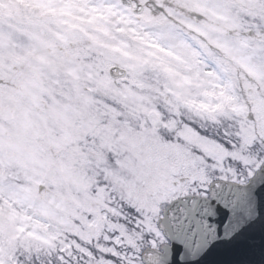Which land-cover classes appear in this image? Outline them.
Segmentation results:
<instances>
[{"label": "rangeland", "instance_id": "1", "mask_svg": "<svg viewBox=\"0 0 264 264\" xmlns=\"http://www.w3.org/2000/svg\"><path fill=\"white\" fill-rule=\"evenodd\" d=\"M135 1L140 16L119 0H0V264H141L168 203L256 169L243 102L264 0ZM230 46L249 51L240 94ZM225 120L240 145L220 139Z\"/></svg>", "mask_w": 264, "mask_h": 264}, {"label": "water", "instance_id": "2", "mask_svg": "<svg viewBox=\"0 0 264 264\" xmlns=\"http://www.w3.org/2000/svg\"><path fill=\"white\" fill-rule=\"evenodd\" d=\"M109 72L126 75L118 66ZM210 195L185 196L166 208L159 225L172 245L164 255L145 252L150 264H264V164L245 185L213 182Z\"/></svg>", "mask_w": 264, "mask_h": 264}, {"label": "flooded vegetation", "instance_id": "3", "mask_svg": "<svg viewBox=\"0 0 264 264\" xmlns=\"http://www.w3.org/2000/svg\"><path fill=\"white\" fill-rule=\"evenodd\" d=\"M235 4H237L235 8L241 7L240 5H238L241 3H235ZM257 12H260L261 14L260 17H257V15H254V16H251L250 18L251 20H256L254 24H251L255 26L254 28H252V32H253L254 39L264 41V7L262 4H261V8H257L252 13H257ZM236 33L238 34L237 37L241 39L240 32H237V30L234 29L233 31L228 32V34H231L233 36L236 35ZM244 38L245 37H243V39ZM231 44L234 45V42H231ZM248 52L249 51L246 50L245 48L242 49L241 47H234V46L223 47L220 50V58L222 59V67L230 66L233 69L234 73L237 74L236 76L239 77L238 79H235L232 83L233 92L235 90H238L236 94L237 93L240 94L239 91L241 89L240 85L238 84V80L240 79V75L242 73L241 65L238 63L239 55L242 53L246 54ZM254 52H255L254 55L257 57H255V59L252 61V64L254 65L256 73L253 72V74L250 77L245 76L246 83H250L252 85V87L249 88L248 91H249V94H251L250 96H253V99L245 100L243 102L245 107L249 108L251 111L249 113V117H250L249 121H251L253 125L254 135L251 139H249L248 143H246L245 145H242V147L245 146V150L247 152L245 157L249 156V158L253 160V163H251L250 167L253 166V168H257L261 166L264 160V48L254 49ZM228 61L231 63H228ZM229 83H231V80H227V81L223 80V87H225V84H229ZM260 83L262 84L259 85ZM229 123H230L229 120L227 121L225 120L224 123L222 124V128H221L222 130H220V135H221L220 139L222 140L223 138L224 140H226V143L235 141L238 145H240L241 139L236 138L237 136V130L235 129L236 126L234 127L232 134H229V131L227 130V128H225L227 125L229 126ZM228 135L234 136V140L232 136L228 137ZM224 140L222 141L224 142ZM173 147H175V150H177V143H173ZM239 147H240L239 149L242 148L241 146ZM152 163H154V161ZM249 175L247 176L249 177ZM237 180L242 182L244 179L240 178ZM158 215H159L158 219L161 218L162 211L159 212ZM151 232H155V231L151 229V231L148 233H151ZM146 240H147L148 246H151L157 249H161L165 244L168 243L167 239L164 238L163 234L158 229H157V233L156 232L153 234L151 233L148 236H146ZM130 257H132V261L134 262L135 260H137L136 254ZM141 262L142 264H144L142 259H141Z\"/></svg>", "mask_w": 264, "mask_h": 264}]
</instances>
